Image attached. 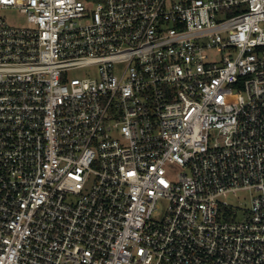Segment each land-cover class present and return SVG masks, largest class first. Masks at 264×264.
<instances>
[{
	"label": "built area",
	"instance_id": "obj_1",
	"mask_svg": "<svg viewBox=\"0 0 264 264\" xmlns=\"http://www.w3.org/2000/svg\"><path fill=\"white\" fill-rule=\"evenodd\" d=\"M0 264H264V0H0Z\"/></svg>",
	"mask_w": 264,
	"mask_h": 264
},
{
	"label": "rangeland",
	"instance_id": "obj_2",
	"mask_svg": "<svg viewBox=\"0 0 264 264\" xmlns=\"http://www.w3.org/2000/svg\"><path fill=\"white\" fill-rule=\"evenodd\" d=\"M2 16L10 23L15 25H23L24 24V18L22 15L17 14L15 11H3L1 12ZM79 74L73 73L71 76L77 77ZM252 193L249 191H239L237 193L230 194L227 198V201L230 204L233 205H245L246 207H249L250 199H251Z\"/></svg>",
	"mask_w": 264,
	"mask_h": 264
}]
</instances>
